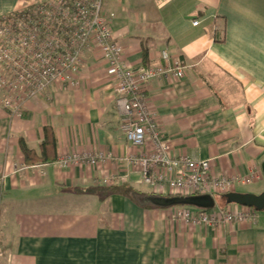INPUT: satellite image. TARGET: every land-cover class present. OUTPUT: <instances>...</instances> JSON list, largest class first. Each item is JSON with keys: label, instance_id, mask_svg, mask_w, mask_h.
Instances as JSON below:
<instances>
[{"label": "crops", "instance_id": "obj_1", "mask_svg": "<svg viewBox=\"0 0 264 264\" xmlns=\"http://www.w3.org/2000/svg\"><path fill=\"white\" fill-rule=\"evenodd\" d=\"M34 1L0 0V17ZM109 4L127 65L163 66L167 50L187 67L183 79L158 78L144 88L170 155L210 160L212 178L236 183L212 196L213 208L157 204L171 197L145 185L132 161L153 146L127 141L117 85L100 52L88 50L80 87L30 99L19 117L0 109V264H264V208L227 202L229 194H264V0ZM124 6L126 15L118 11ZM46 127L55 131L58 159H104L67 168L26 164L20 140L40 155ZM110 187L118 193L103 196ZM217 207L252 209L257 220L213 227L176 218L181 209Z\"/></svg>", "mask_w": 264, "mask_h": 264}, {"label": "built area", "instance_id": "obj_2", "mask_svg": "<svg viewBox=\"0 0 264 264\" xmlns=\"http://www.w3.org/2000/svg\"><path fill=\"white\" fill-rule=\"evenodd\" d=\"M126 0H118L122 3ZM160 4L172 0H157ZM109 0H37L22 10L0 17V109L21 116L30 99L53 92L59 86L80 87L84 55L100 52L107 65V75L116 83V107L120 128L127 141L143 149L150 141L153 152L132 159L145 185L171 198L212 197L231 189L234 180L211 177L210 160L187 156L172 157L168 142L159 130L150 110L144 88L158 78L183 79L187 67L162 52L165 65L133 69L124 61V48L116 39L107 12ZM194 26L199 22L195 21ZM102 154L82 153L59 158L56 165L96 166ZM249 184L252 178L242 180ZM176 218L193 226L218 227L228 223H255L257 212H241L217 207L199 213L190 209L177 211Z\"/></svg>", "mask_w": 264, "mask_h": 264}, {"label": "water", "instance_id": "obj_3", "mask_svg": "<svg viewBox=\"0 0 264 264\" xmlns=\"http://www.w3.org/2000/svg\"><path fill=\"white\" fill-rule=\"evenodd\" d=\"M264 172V165H263ZM155 202L161 206L189 205L203 209L213 208L215 205L212 197H179L170 199H156ZM229 204H237L243 207L256 208L262 210L264 208V194L261 196L229 194L227 195Z\"/></svg>", "mask_w": 264, "mask_h": 264}, {"label": "trees", "instance_id": "obj_4", "mask_svg": "<svg viewBox=\"0 0 264 264\" xmlns=\"http://www.w3.org/2000/svg\"><path fill=\"white\" fill-rule=\"evenodd\" d=\"M44 133L45 138L40 145V155H38L34 150L29 149L24 139L20 140V145L25 156L26 164L47 165L54 164L58 160V141L55 131L50 127H46L44 129ZM103 191V196L118 193L117 189L114 187L104 189Z\"/></svg>", "mask_w": 264, "mask_h": 264}, {"label": "rangeland", "instance_id": "obj_5", "mask_svg": "<svg viewBox=\"0 0 264 264\" xmlns=\"http://www.w3.org/2000/svg\"><path fill=\"white\" fill-rule=\"evenodd\" d=\"M37 0H35L34 2H32V3H30V4H33V3H35ZM110 2H111V4H114L115 5V2L117 3L118 2V0H109ZM27 6V5H26ZM25 6V7H26ZM25 7H21V9H19V10H22L23 8H25ZM116 9L117 8H115V11H116ZM118 10V9H117ZM18 11V10H17ZM119 11V13H121V14H123V15H126L127 14V6H124V9L121 11V9L120 10H118ZM216 197V196H215ZM219 205H221V206H223V205H225V201L224 200H221L220 202H219Z\"/></svg>", "mask_w": 264, "mask_h": 264}]
</instances>
